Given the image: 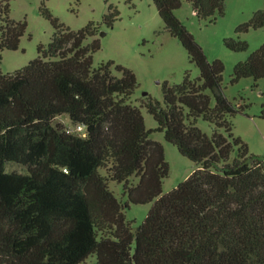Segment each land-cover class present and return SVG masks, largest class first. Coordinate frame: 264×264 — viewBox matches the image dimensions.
<instances>
[{
    "label": "trees",
    "instance_id": "16d2710c",
    "mask_svg": "<svg viewBox=\"0 0 264 264\" xmlns=\"http://www.w3.org/2000/svg\"><path fill=\"white\" fill-rule=\"evenodd\" d=\"M153 1L200 76L165 81L163 101L147 93L136 104L131 68L114 60L94 65L100 40L85 41L98 24L72 29L46 5L41 11L55 28L50 43L27 65L4 72L2 51L20 47L28 22L11 17L10 0H0V264H264V157L234 133L233 117L247 105L229 99L224 61L210 60L176 14L183 1ZM189 1L201 18L225 13V0ZM119 14L111 4L104 21L113 25ZM263 26L260 8L225 44L247 50L241 34ZM248 76H264V43L236 63L232 81ZM144 106L156 127H147ZM63 114L85 132L55 122ZM199 118L214 124L211 135ZM154 131L197 163L166 193L170 164ZM7 161L29 172H8ZM111 181L123 184L126 200ZM148 202L134 230L125 209Z\"/></svg>",
    "mask_w": 264,
    "mask_h": 264
},
{
    "label": "rangeland",
    "instance_id": "374dc122",
    "mask_svg": "<svg viewBox=\"0 0 264 264\" xmlns=\"http://www.w3.org/2000/svg\"><path fill=\"white\" fill-rule=\"evenodd\" d=\"M182 1L176 14L195 35L208 58H219L225 63L223 85L226 95L235 104L247 105L246 113L240 112L233 117L235 135L248 143L251 153L264 157V118L260 116L264 103V76L258 80L248 76L232 81L236 63L247 59L264 43V26L241 34L249 42L247 50H232L225 44V37L235 35L239 24L250 20L256 10L264 8V0H225V13L218 12L215 20L201 18L189 0ZM111 4L120 12L113 25L104 21ZM43 5L72 29L78 30L91 20L98 24V33L85 41L100 40L101 48L94 53V65L114 60L131 68L139 82L132 94L136 104H140L145 92L163 101L165 81L179 83L186 72L192 77L200 76L198 65L191 60L179 38L166 28L153 0H10L11 17L26 19L28 26L18 49L2 51L1 68L4 72H14L27 65L38 56L40 44L47 46L50 43L55 28L42 13ZM142 111L147 127H156L158 123L154 115L145 106ZM55 122L64 123L68 128L73 126L67 114L57 116ZM198 125L208 134L213 133L212 122L199 118ZM151 138L164 144L170 164V172L163 181V192L166 193L186 179L197 163L166 140L164 131L152 132ZM5 169L8 172H29L25 165L15 161H7ZM110 186L117 196L126 200L122 183L111 181ZM152 205L153 202L131 203L126 207L127 218L132 221L134 230L144 221ZM90 260L95 261L96 255Z\"/></svg>",
    "mask_w": 264,
    "mask_h": 264
},
{
    "label": "built area",
    "instance_id": "2783aa9c",
    "mask_svg": "<svg viewBox=\"0 0 264 264\" xmlns=\"http://www.w3.org/2000/svg\"><path fill=\"white\" fill-rule=\"evenodd\" d=\"M68 128V127H67ZM85 125L83 124H78V125H74L72 127H69L67 130L68 132H79V133H84L85 132Z\"/></svg>",
    "mask_w": 264,
    "mask_h": 264
},
{
    "label": "crops",
    "instance_id": "0c3cea01",
    "mask_svg": "<svg viewBox=\"0 0 264 264\" xmlns=\"http://www.w3.org/2000/svg\"><path fill=\"white\" fill-rule=\"evenodd\" d=\"M196 167H197V166H196ZM196 167H194V168L191 170V172H192ZM191 172H190V173H191ZM190 173H189V174H190ZM189 174H188V175H189ZM188 175H187V176H188Z\"/></svg>",
    "mask_w": 264,
    "mask_h": 264
},
{
    "label": "water",
    "instance_id": "95a60500",
    "mask_svg": "<svg viewBox=\"0 0 264 264\" xmlns=\"http://www.w3.org/2000/svg\"><path fill=\"white\" fill-rule=\"evenodd\" d=\"M144 94H147V92H145Z\"/></svg>",
    "mask_w": 264,
    "mask_h": 264
}]
</instances>
